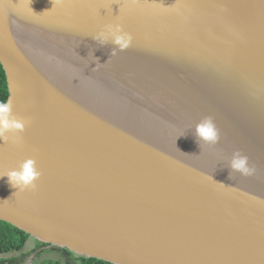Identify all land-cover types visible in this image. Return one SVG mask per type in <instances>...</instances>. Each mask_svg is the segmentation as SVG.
I'll use <instances>...</instances> for the list:
<instances>
[{
	"label": "water",
	"instance_id": "95a60500",
	"mask_svg": "<svg viewBox=\"0 0 264 264\" xmlns=\"http://www.w3.org/2000/svg\"><path fill=\"white\" fill-rule=\"evenodd\" d=\"M30 28L77 72L37 60ZM0 64L24 125L0 140V220L112 264H264V0H0Z\"/></svg>",
	"mask_w": 264,
	"mask_h": 264
},
{
	"label": "clouds",
	"instance_id": "9594fccd",
	"mask_svg": "<svg viewBox=\"0 0 264 264\" xmlns=\"http://www.w3.org/2000/svg\"><path fill=\"white\" fill-rule=\"evenodd\" d=\"M109 31L113 35V43L118 46L120 51L126 50L131 44L132 37L123 31L120 25L115 28L110 27ZM113 55L116 50H113ZM24 125L17 120L12 114V105L8 94L0 97V140H7V133L22 132ZM197 136L208 142H215L218 139L217 129L210 117L205 118L197 125ZM231 168L235 171L241 172L243 175H251L252 169L248 166V158L236 153L231 161ZM8 182L13 188L24 190L27 188H34L35 181L39 178L40 172L37 170L35 160L28 158L24 160L18 169L11 170L7 173Z\"/></svg>",
	"mask_w": 264,
	"mask_h": 264
},
{
	"label": "trees",
	"instance_id": "16d2710c",
	"mask_svg": "<svg viewBox=\"0 0 264 264\" xmlns=\"http://www.w3.org/2000/svg\"><path fill=\"white\" fill-rule=\"evenodd\" d=\"M8 94L6 78L2 66L0 64V97ZM30 236L17 227L0 220V253H12L19 252L18 255H14L6 259V264H22L28 257L29 253L22 252L25 243ZM37 241V240H36ZM39 246H48L51 249H55L61 253L62 264H112L110 262L93 258L76 255L72 251L66 248L50 246L46 243L39 242ZM61 261L45 260L41 264H61Z\"/></svg>",
	"mask_w": 264,
	"mask_h": 264
},
{
	"label": "bare ground",
	"instance_id": "6f19581e",
	"mask_svg": "<svg viewBox=\"0 0 264 264\" xmlns=\"http://www.w3.org/2000/svg\"><path fill=\"white\" fill-rule=\"evenodd\" d=\"M30 37L32 38L33 44H37L38 47L36 49V52L33 53L35 58L39 61H41L40 54H43L50 58V60L54 61L55 64H60V69L67 65L68 69L66 70L69 74L77 72V70L80 68V65H82L83 62H81V59L78 56H73L69 53L70 49L65 48L67 47L64 43H62V40L60 36H57L55 33V37L53 38L49 32H53L52 29H48L47 32L34 30L32 28L29 29ZM62 47V48H58ZM62 50L63 52H66L68 54H63V56L59 57V51ZM76 53V52H75ZM136 95V94H135ZM140 109H145L148 112H153L154 107H149L145 103H139ZM151 124V123H150ZM155 124L152 123V126ZM134 130V129H132ZM135 132V131H132Z\"/></svg>",
	"mask_w": 264,
	"mask_h": 264
},
{
	"label": "rangeland",
	"instance_id": "374dc122",
	"mask_svg": "<svg viewBox=\"0 0 264 264\" xmlns=\"http://www.w3.org/2000/svg\"><path fill=\"white\" fill-rule=\"evenodd\" d=\"M22 252L29 253L28 257L22 264H41L45 260L61 261V253L55 249H51L48 246H39L36 239L29 237ZM19 252L12 253H0V264H6V259L14 255H18ZM62 264V261H61ZM76 264H79L78 262Z\"/></svg>",
	"mask_w": 264,
	"mask_h": 264
}]
</instances>
